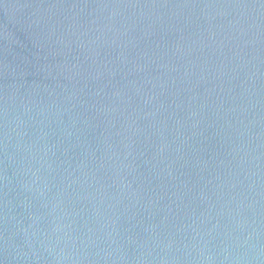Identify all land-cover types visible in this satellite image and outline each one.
<instances>
[{
  "label": "water",
  "instance_id": "obj_1",
  "mask_svg": "<svg viewBox=\"0 0 264 264\" xmlns=\"http://www.w3.org/2000/svg\"><path fill=\"white\" fill-rule=\"evenodd\" d=\"M0 264H264V0H0Z\"/></svg>",
  "mask_w": 264,
  "mask_h": 264
}]
</instances>
